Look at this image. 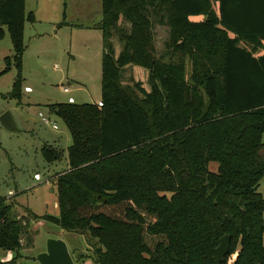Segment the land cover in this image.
<instances>
[{"label":"trees","instance_id":"1","mask_svg":"<svg viewBox=\"0 0 264 264\" xmlns=\"http://www.w3.org/2000/svg\"><path fill=\"white\" fill-rule=\"evenodd\" d=\"M101 16L100 104L47 107L72 144L56 181L58 217H32L87 238L92 256L77 264H219L225 235L222 264H264V0H101ZM24 19L25 0H0V39L7 30L18 71L13 100ZM155 26L168 29L160 57ZM129 66L148 71L149 92L123 83ZM25 232L0 198V249L17 253L0 264H17Z\"/></svg>","mask_w":264,"mask_h":264},{"label":"rangeland","instance_id":"2","mask_svg":"<svg viewBox=\"0 0 264 264\" xmlns=\"http://www.w3.org/2000/svg\"><path fill=\"white\" fill-rule=\"evenodd\" d=\"M101 19V0H26L18 100L8 98L18 71L7 30L0 39V116L9 112L20 131L0 132V198L13 206L14 218L26 226L17 264H39L36 258L46 251L49 240L63 241L73 261L80 256H92L93 248L85 236L62 231L34 219L32 214L58 217L56 181L68 168L67 150L72 144L63 121L50 114L47 107L100 104L102 35L93 27ZM63 21L66 25L62 26ZM167 40L168 29L155 26L153 45L158 57L165 54ZM113 42L118 56L120 44L116 38ZM187 65L186 78L190 74ZM132 82L150 91L148 71L127 67L123 83ZM39 114L49 123L45 124ZM42 148L54 151L58 161L49 163ZM218 168L217 162L208 164L210 172L216 173ZM258 193L264 197V179ZM28 237L32 244L27 245ZM16 257L17 253L0 249L1 263H11ZM86 258L81 264H92ZM233 259L231 255L229 262Z\"/></svg>","mask_w":264,"mask_h":264},{"label":"water","instance_id":"3","mask_svg":"<svg viewBox=\"0 0 264 264\" xmlns=\"http://www.w3.org/2000/svg\"><path fill=\"white\" fill-rule=\"evenodd\" d=\"M1 129L10 133H20L9 112H5L0 116V132ZM230 239V235L223 236L219 246L215 249V257L219 264L224 263L229 253ZM36 261L39 264H74L67 245L61 240H49L46 251L40 254L36 258Z\"/></svg>","mask_w":264,"mask_h":264},{"label":"built area","instance_id":"4","mask_svg":"<svg viewBox=\"0 0 264 264\" xmlns=\"http://www.w3.org/2000/svg\"><path fill=\"white\" fill-rule=\"evenodd\" d=\"M64 92H68V90H67V89H64ZM39 117L41 118V120H42L45 124H48V123H49V121H48L46 118H44L42 114H39ZM53 129L56 130L57 127L54 125V126H53Z\"/></svg>","mask_w":264,"mask_h":264},{"label":"crops","instance_id":"5","mask_svg":"<svg viewBox=\"0 0 264 264\" xmlns=\"http://www.w3.org/2000/svg\"><path fill=\"white\" fill-rule=\"evenodd\" d=\"M25 1H26V0H25ZM74 262H75L74 264H77L75 260H74ZM78 264H81V262H80V263H78Z\"/></svg>","mask_w":264,"mask_h":264}]
</instances>
